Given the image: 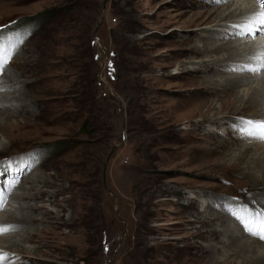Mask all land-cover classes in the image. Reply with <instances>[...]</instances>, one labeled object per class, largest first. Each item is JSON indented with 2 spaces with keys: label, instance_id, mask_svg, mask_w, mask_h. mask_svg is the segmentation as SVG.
<instances>
[{
  "label": "rangeland",
  "instance_id": "374dc122",
  "mask_svg": "<svg viewBox=\"0 0 264 264\" xmlns=\"http://www.w3.org/2000/svg\"><path fill=\"white\" fill-rule=\"evenodd\" d=\"M237 1L108 0L104 12V0H0L5 46L30 28L0 69V170L19 177L0 201V225L12 226L0 232L3 264H226L237 243L222 241L223 226L245 229L224 204H248L256 192L243 173L264 157L252 147L240 158L264 140L237 130L264 120V106L239 110L264 72L213 61L244 38L216 26ZM237 7L236 17L249 9ZM243 74L255 78L234 88L240 102L208 91L210 79ZM30 153L39 162L18 172Z\"/></svg>",
  "mask_w": 264,
  "mask_h": 264
},
{
  "label": "bare ground",
  "instance_id": "6f19581e",
  "mask_svg": "<svg viewBox=\"0 0 264 264\" xmlns=\"http://www.w3.org/2000/svg\"><path fill=\"white\" fill-rule=\"evenodd\" d=\"M247 1L248 0H243V1L238 0L237 2L232 3L230 6H228L227 9L229 11L226 12V10H224L222 13H220V19L217 21L216 26L221 27L222 30H225L227 32L229 31V32L235 33L234 37H237V36L242 37L243 36L245 38L246 36L249 37V35H252V34L256 35V33H254V32L252 34H247L246 29L249 25H251L253 23V21H255L259 18V14L261 12H264V9H262L260 7L259 0L256 1L257 6L256 5H255L256 7L251 6V8H249L250 4L247 3ZM241 4H245V7H246L245 9H247V8H249V9L245 10L244 15H242V13L237 14L239 16L236 17L234 14L235 11L231 8L233 5H236V6H238L237 8H240ZM221 32L222 31H220L219 36H227L225 32H222V33ZM244 35H246V36H244ZM263 35H261V38L264 37ZM244 38H239V39L236 38L237 40L235 41V44L240 45V47L236 51L229 52V53H227V55L226 54H223L221 56L217 55V57L213 59V61H215L216 64H218V70H222L223 68H226L232 61H236V66H235L236 68L243 67L245 65L248 67H253L254 65L256 67H258L260 65V63H261L260 58L264 57V39L260 38V40H257L253 44L248 43L249 45H245V43L247 44L248 40H245ZM252 38H253V36H252ZM220 40H222V39H220ZM233 43H234V41L222 42V43H220L219 48L226 47L227 45H230ZM242 44H244V45L242 46ZM202 52H203V50H202ZM253 58L257 61V63H252V64L250 63L248 65V63H246V60H248V61L251 59L254 60ZM263 76H264V73H261L259 75V78L262 81L258 82L256 85H252L246 91V93H245V91H243L244 94H242V95H240V92L239 93L236 92L234 90V88L239 87V86L247 83L248 81L251 80V78L252 79L255 78V75L243 74L237 78H221V77H219L216 79H210V80H208V84H209L208 85L209 86L208 91H211V89H212V91H218V88L220 86H223L224 89L222 91L224 94H229V95H231V97H233V99L238 100V101L243 99V101L241 103L242 105H239L240 106L239 110L251 107L254 109V111L256 113L259 114L260 113L259 107L264 106V93H263V91H264V77ZM256 77H257V75H256ZM6 86L4 85L3 87H6ZM3 87L0 83V91L2 90L0 92V102H1V99L5 98V96H6V95L2 94L3 93ZM239 95L242 97L241 99H239L240 98ZM224 98H225L224 100H227L228 99L227 95ZM245 99H246V101H244ZM209 108H211V106H209ZM258 116H259L258 117L259 119L260 118L264 119V114H260ZM227 117L231 118V119H228L231 123V120L234 118V116L229 115ZM252 118H256V117H251L250 120H253ZM216 121H217L216 119L209 120V122H211V123H215ZM254 121H259V120H254ZM237 138L241 139V137H237ZM252 147L262 148V147H264V144L263 143H255V144L246 145L245 147H243L244 149L241 150V152L239 153V157L244 160L245 153L249 152L250 149H252ZM243 175L248 178V181L250 182V185L252 188V192L255 191L256 193L252 196V198H250V200L248 202H246V203H248L247 205L239 203L238 207L245 206V207L251 208V209L258 212L260 210H257L255 206L257 204L264 206V157L251 159L249 161V163L247 164L246 171L243 173ZM27 181H28V179H27ZM224 207L227 209L226 204H224ZM224 207L221 206L220 208H223V210H224L225 209ZM212 216H213V218H219L220 222H226V221L228 222V219H225V216L218 217L216 215L214 216L213 214H212ZM213 218H212V220H213ZM223 227H224V229H223V231H221V236L223 239L222 241L227 242L229 245H232L233 243H237V245L235 246V248L233 250V253L227 259L226 264H264V242L261 243L262 242L261 240H256V239L250 240V238H246L245 240L244 239L241 240L239 237H241L243 234L246 233L245 230H243V229L240 230V232L238 233L239 236H237L234 234L233 227L229 223L227 225H224ZM210 232H211V236L215 237V234H216L215 232H218V231L216 229H214ZM217 238H219V237H217ZM224 238H226V239L224 240ZM220 239H221V237H220ZM215 247H216V244L209 245L208 251L214 252ZM262 248H263V250H261ZM213 261H214V263L218 264V262L216 261V258H213Z\"/></svg>",
  "mask_w": 264,
  "mask_h": 264
},
{
  "label": "snow or ice",
  "instance_id": "6c2138e0",
  "mask_svg": "<svg viewBox=\"0 0 264 264\" xmlns=\"http://www.w3.org/2000/svg\"><path fill=\"white\" fill-rule=\"evenodd\" d=\"M259 3L260 7L264 8V0H259ZM28 32H30V28H25L19 33L17 37L9 38V43L7 46H5L2 34H0V69H3L4 66L10 62V58L13 56V53L17 47L15 41ZM253 32L258 34H264V12H261L259 14V18L253 21V23L247 27V34H252ZM0 33H2V29H0ZM260 59L261 63L258 67H248L245 65L243 67H238L236 71L240 73L264 72V57H261ZM237 130L242 135H246L247 137L264 140V120H241ZM16 159H26L30 162L22 166L20 164L16 165V170L18 172H25L30 167L35 166V164L39 162L40 156L38 153H30L26 154L24 158ZM8 177H11L13 182H16L19 178L16 172L12 170L11 164H9L3 170H0V178H3L0 179V201L3 200L5 194L7 193V186L9 183ZM227 207L230 214H232L235 218L240 221V223L243 225L245 231L248 234L258 237L261 240H264V212H257L245 206H240L237 208L233 207L232 205H227ZM9 230H12V226L0 225V232H5ZM4 259L5 254L0 253V264H3Z\"/></svg>",
  "mask_w": 264,
  "mask_h": 264
},
{
  "label": "trees",
  "instance_id": "16d2710c",
  "mask_svg": "<svg viewBox=\"0 0 264 264\" xmlns=\"http://www.w3.org/2000/svg\"><path fill=\"white\" fill-rule=\"evenodd\" d=\"M58 13V10L52 9V10H47L45 12H41L38 14L39 23L41 25L45 24L47 21H49L54 15Z\"/></svg>",
  "mask_w": 264,
  "mask_h": 264
},
{
  "label": "water",
  "instance_id": "95a60500",
  "mask_svg": "<svg viewBox=\"0 0 264 264\" xmlns=\"http://www.w3.org/2000/svg\"><path fill=\"white\" fill-rule=\"evenodd\" d=\"M107 3H108V0H104L103 5H102L104 12H105V10H106V8H107ZM103 22H104V17L101 18V20H100V22H99V24H98V26H97V29L99 28L100 25L103 24ZM95 39H97V40L99 39V38L97 37L96 34H95ZM103 175H104V179H105V172H104ZM106 189L108 190L107 187H106ZM108 191H109V190H108Z\"/></svg>",
  "mask_w": 264,
  "mask_h": 264
}]
</instances>
